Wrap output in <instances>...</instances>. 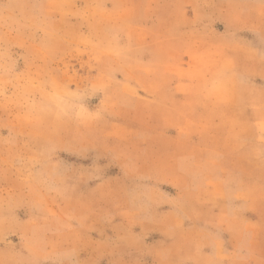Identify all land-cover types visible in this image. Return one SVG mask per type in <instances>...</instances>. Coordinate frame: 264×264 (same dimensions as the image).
I'll return each mask as SVG.
<instances>
[{
	"label": "rangeland",
	"instance_id": "1",
	"mask_svg": "<svg viewBox=\"0 0 264 264\" xmlns=\"http://www.w3.org/2000/svg\"><path fill=\"white\" fill-rule=\"evenodd\" d=\"M0 264H264V0H0Z\"/></svg>",
	"mask_w": 264,
	"mask_h": 264
}]
</instances>
